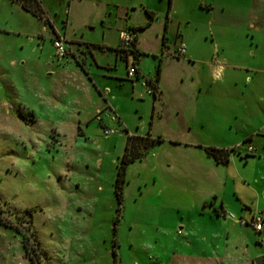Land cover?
<instances>
[{
  "label": "rangeland",
  "instance_id": "374dc122",
  "mask_svg": "<svg viewBox=\"0 0 264 264\" xmlns=\"http://www.w3.org/2000/svg\"><path fill=\"white\" fill-rule=\"evenodd\" d=\"M36 1L41 17L0 0V264H29L21 238L29 248L32 231L48 264H264V0H171L169 12L168 0ZM51 26L67 40L60 60ZM124 30L141 50L133 96L126 66L134 58L126 65L110 49ZM181 41L190 58L176 56ZM161 52V102L152 108L141 83L155 81ZM84 53L82 67L75 57ZM219 60L225 72L213 81L208 64ZM87 83L111 89L129 130L145 133L153 118L151 132L165 142L196 144H161L131 163L118 217L113 182L125 131L103 112L111 135L93 115H78ZM192 120L201 127L186 134L178 124ZM77 125L85 136L74 143ZM203 146L232 150L228 163L207 158ZM162 160L171 162L164 176ZM96 185L99 200L77 211ZM219 201L234 219L214 214ZM253 215L259 233L237 224Z\"/></svg>",
  "mask_w": 264,
  "mask_h": 264
},
{
  "label": "crops",
  "instance_id": "0c3cea01",
  "mask_svg": "<svg viewBox=\"0 0 264 264\" xmlns=\"http://www.w3.org/2000/svg\"><path fill=\"white\" fill-rule=\"evenodd\" d=\"M169 12V11H168ZM43 15V14H42ZM168 20H169V18L167 19V24H168ZM167 24L165 25V28H167ZM51 30H52V39L55 37V36H60V37H62V38H64V40H65V42H67V40H66V37L64 36V34H61V32L58 30V29H55L53 26H51ZM1 31H6V30H4V29H2ZM8 31H10V29L8 30ZM182 42V41H181ZM104 46V45H103ZM106 47H109V46H106ZM111 47V46H110ZM109 47V48H110ZM135 48H136V50L140 53V55L138 56V59H140V57H141V50H139V48H138V46H137V44H135ZM188 48V47H187ZM187 48H186V51H185V55L183 56V57H181V58H183V59H185L186 57H188V58H190L191 57V55H188L187 56ZM85 49H86V52L88 51V54L90 53V51H89V49H88V45H87V47H85ZM88 49V50H87ZM110 49H114L115 51H116V49H115V47H111ZM116 53V52H115ZM81 56H83V59H79V58H77V57H75V59L77 60V62L79 63V62H81L82 63V67H84L86 64H87V56H86V54L84 53V55L83 54H80ZM115 56H119V58H120V60H122V62L124 63V64H127V56H125L123 53H120V52H118L117 51V53L115 54ZM166 56H167V54L166 53H164V52H161L160 54H159V57H158V59H159V69H160V66L162 65V60L164 59V57L166 58ZM168 56H172L171 54H169ZM155 57V56H154ZM115 61H116V58H115ZM212 61V60H211ZM220 61L221 60H219V63L218 64H216L214 67H212V63L210 64H208V67H209V69H210V72H211V78H212V80L214 81L216 78V73H219V72H225V69H223L224 68V66H220ZM95 66H97V67H104V69H106L107 70V72H111V67L109 66V65H105V64H102V66H101V64L99 65L97 62H95ZM136 68H137V70H138V74H139V79L142 77V75H143V73L141 72V70H140V68L137 66V64H136ZM84 73H85V75L86 76H88L89 77V73L88 72H86V69L85 68H82L81 69ZM114 71V70H113ZM112 71V72H113ZM160 71V70H159ZM213 72H214V74H213ZM214 76V77H213ZM90 79V78H89ZM116 79V78H115ZM151 79V78H150ZM118 80H120L119 82H123V79H118ZM146 81H149L150 83H155V86H156V94L153 96V100L151 101V105H153L152 106V108L154 107V102H161V82H162V79H161V74L158 72V77H157V81L155 82V81H153V80H146ZM216 81H218V80H216ZM88 84V83H87ZM129 84V86H130V88H131V92H130V95L131 96H133V94H134V91H133V89H136V87H137V85L136 84H134V83H128ZM89 85V84H88ZM97 84L96 83H91V85H89V88H90V91H88V92H86V93H84V97H83V103L81 104V105H79V109H78V115H80V114H86V115H88L89 117L91 116V115H93V119H96V118H94V117H96V115H97V113L98 112H105L106 110H110V111H112L115 115H116V117H117V120H116V122H117V124H118V126L121 128V130H124L125 131V138H124V141H123V137H122V142H123V145L125 144V139H126V136L127 135H133V136H144V135H146V134H149L150 135V137H152V138H155V137H159L160 138V136L159 135H155V134H153V131L151 132V130H154V119L153 118H151V121L149 122V125H148V130H147V132H140V131H138V130H135V131H131V130H129L128 128H127V125L126 124H123V121L121 120V118H120V116H119V114L117 113V107L116 106H114L111 102L113 101V96L112 95H110L109 97H108V94L109 93H111V89L109 88V87H107V86H105L104 88H103V90H101L98 86H96ZM123 85V83H117V86H115V88L116 87H118V86H122ZM92 92V93H91ZM92 96H94V97H92ZM99 102V103H96V102ZM162 112H160V111H158V112H156V116H157V119H158V121L159 120H161V118H162ZM87 116V117H88ZM103 116H104V114H103ZM103 116L101 115L100 116V118H101V121H97L98 122V124L99 125H101V127H103V126H105V123L103 122ZM106 117L104 116V119H105ZM86 123H88V122H86ZM85 123V124H86ZM199 123V122H198ZM160 123L158 122V125H159ZM88 125V124H87ZM197 125H199V127H201V123H199V124H196L195 123V120H192L191 122H183L182 124H178V126H180L181 128H183V129H185V133L187 134V133H190V134H192L193 133V127H195V126H197ZM177 125H174L173 123H171L170 121L169 122H167L166 121V124H165V127L166 128H168V129H174L177 133L178 132H181L180 130H182L180 127H178ZM135 129H138V125L136 126V128ZM184 132H182V134H184ZM144 133V134H143ZM111 135V134H110ZM78 136L79 137H83V136H85V133H84V131H83V129L80 127V125H77V127H76V133H75V136H74V139H73V142L74 143H76L77 142V138H78ZM55 137H57V135L55 134ZM88 137V136H87ZM116 139H117V137H116ZM116 139H115V141H116ZM56 141H58V140H56ZM171 141V142H170ZM95 142V141H94ZM117 142V141H116ZM169 144V145H175V146H185V147H187L189 150L191 149V150H194V148L196 147V144H195V141H189V142H187V143H184V142H180V141H177V140H169L168 142H165L164 140H162L161 139V142L160 143H158V144H156L151 150H156L157 149V147L156 146H158V145H161V144ZM183 143V144H182ZM114 144V143H113ZM158 148H160V150H161V146H158ZM123 149H124V147H123ZM248 149V151L250 150V148L248 147L247 148ZM151 150H149L148 152H152ZM159 150V149H158ZM122 153H123V151H122ZM121 153V154H122ZM152 155H153V153H152ZM142 160V159H141ZM136 161H140V160H136ZM135 162V161H134ZM133 163V162H132ZM186 163H188V164H190L191 166V168L192 167H194V166H192V161H186ZM195 163V162H194ZM131 164V163H130ZM129 164V165H130ZM157 164L159 165V167L162 169L161 170V175H163V173H164V170L165 169H168V167H169V164H171V162H167L166 160H162V161H157ZM116 165H117V163H116ZM116 165H115V168H116ZM128 165V166H129ZM127 166V167H128ZM127 167H126V170H127ZM152 169H153V167H152ZM188 173V172H187ZM192 173V172H191ZM190 173V174H191ZM125 174H126V171H125ZM194 174H195V172H194ZM192 175H193V173H192ZM164 176V175H163ZM69 181H70V179H69ZM72 183L75 185V186H78V183H77V181H75V180H73L72 181ZM95 183H98V182H96V180L94 181V183L93 184H95ZM97 186V185H96ZM101 190V188H100V186H97L96 187V190H95V192L94 193H92V192H88L87 194H83V200L82 201H80V203H76V204H74V208L77 210V211H80V210H82L83 208H82V206L83 207H88V205L87 206H85V203L87 202V201H92L93 202V205H94V202L96 201V200H99V196H97L96 195V193L97 192H99ZM213 197H214V199H213ZM212 199H213V201H212V203L211 204H215L216 203V201L218 200V198L216 197V196H212ZM210 202L211 201H209V206L211 207V204H210ZM206 203H207V201H202V207H205V205H206ZM89 208V207H88ZM219 210H217L216 208H214V207H212L211 209H212V211H214V214L215 215H219V214H224V210H225V208L226 207H224V205L222 204V202L221 201H219ZM224 209V210H223ZM225 216H226V214H224ZM262 230V229H261Z\"/></svg>",
  "mask_w": 264,
  "mask_h": 264
},
{
  "label": "trees",
  "instance_id": "16d2710c",
  "mask_svg": "<svg viewBox=\"0 0 264 264\" xmlns=\"http://www.w3.org/2000/svg\"><path fill=\"white\" fill-rule=\"evenodd\" d=\"M14 1V0H13ZM19 2L20 6L22 9L30 12L32 15L41 17L43 12L42 9L40 8L39 3L36 0H17ZM170 4L171 0H168L167 3V11L170 9ZM148 18H152L151 14L146 12ZM133 34L135 33L134 30H132ZM136 44V37L134 36V41L132 44V49L129 51V54H131L134 58L133 60V65L136 66L137 64V58L140 55V53L136 50L135 48ZM117 51V50H116ZM119 52V51H118ZM82 66V63H80ZM158 72H159V64L157 65V70L155 73V82L157 81L158 77ZM132 82V81H131ZM149 82V81H148ZM152 84V87L154 88V94H156V86L155 83H148ZM161 142V138L155 137L152 138L150 137L149 134H146L144 136H133V135H127L125 139V144H124V149L123 153L118 159L117 165H116V172H115V178L113 182V194L114 198L116 201V213L117 217L119 215V211L121 209V204H122V191H123V185L125 183V171L126 167L136 161L142 159V157L145 156V154L148 153L149 150H151L156 144ZM204 154L206 155L207 158H210L213 160L216 164H222L225 165L228 163L229 156H230V151L232 150H227V149H222V148H215V147H210V146H203L201 147ZM214 199V197H213ZM212 199V200H213ZM212 201L210 202V204ZM30 210L26 209L24 211V214H30ZM117 221V219H116ZM16 233H19L18 231ZM31 237H32V245L27 248V244L25 242V237L21 238L22 241V248L24 251V255L28 257V262L29 264H34V260L32 259V256L36 257V262L35 264H48L46 260V255L45 251L41 247L40 242L36 239L35 233L32 231L31 232ZM115 243L113 242V245ZM112 257L114 258L115 261V253L114 251L111 252Z\"/></svg>",
  "mask_w": 264,
  "mask_h": 264
},
{
  "label": "built area",
  "instance_id": "2783aa9c",
  "mask_svg": "<svg viewBox=\"0 0 264 264\" xmlns=\"http://www.w3.org/2000/svg\"><path fill=\"white\" fill-rule=\"evenodd\" d=\"M133 41H134V34L131 30L120 31L118 34V43L115 46V49L117 51H119L120 53H123L125 56H128L129 51L132 49ZM51 43H52V47H53L56 59L60 60V59L64 58L66 56V53H67V49L65 46L66 42H65L64 38H62L60 36H55L52 39ZM185 51H186V47H185L184 43L179 42V44L177 45V47L175 49L176 56L183 57L185 55ZM126 76H127V78L131 79L130 81H132V79L133 80H139L138 70H137L136 66L133 65L132 62L128 67L126 66ZM148 83L149 82L145 80L141 84H142V86H144L146 94L153 95L154 94V88L152 87V84H148ZM102 112L97 113V115L95 117L97 121H101L100 116H101ZM103 113H104V116L106 118H109L110 121H116L117 120L116 115L112 111L106 110ZM102 130H103L104 135H110L114 132L112 129L107 128L105 126L102 127ZM226 217L228 219H234V217L230 214H226ZM247 223L257 233H259L262 229V219L260 216L253 215L248 222L237 220V224L242 225V226L247 224Z\"/></svg>",
  "mask_w": 264,
  "mask_h": 264
},
{
  "label": "water",
  "instance_id": "95a60500",
  "mask_svg": "<svg viewBox=\"0 0 264 264\" xmlns=\"http://www.w3.org/2000/svg\"><path fill=\"white\" fill-rule=\"evenodd\" d=\"M254 263H255V264H260V263H258V261H255Z\"/></svg>",
  "mask_w": 264,
  "mask_h": 264
}]
</instances>
